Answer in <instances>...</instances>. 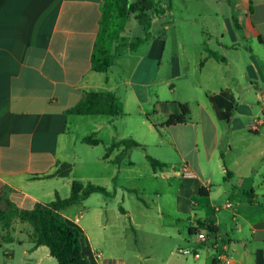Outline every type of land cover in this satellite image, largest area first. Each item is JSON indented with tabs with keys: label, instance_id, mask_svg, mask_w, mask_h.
<instances>
[{
	"label": "crops",
	"instance_id": "0c3cea01",
	"mask_svg": "<svg viewBox=\"0 0 264 264\" xmlns=\"http://www.w3.org/2000/svg\"><path fill=\"white\" fill-rule=\"evenodd\" d=\"M155 1L151 38L136 50L113 51V66L98 73L91 58L104 0H0V195L18 209L30 210L54 202L57 195L69 198L74 180L100 186L94 178L99 158L91 157L93 148L103 144L106 153L114 141L132 137L119 128V122L128 119L139 123L143 137H148L136 141L140 148L148 151L150 143H166L178 152L181 170L172 174L169 162L151 156L166 167H149L152 183L163 184L150 206L176 222H187L184 247L197 249L199 257L183 255L177 247L165 252L181 233L153 238L149 229H137L133 223V229L120 232L133 233L131 260L125 247L113 240L118 229L81 226L80 217L93 199L96 205L91 203L88 210L98 217L120 201L121 213L131 214L125 205L123 161L129 158L134 166L132 154L139 147L121 146L102 157L107 169L102 187L110 195L99 199L92 194L61 210L83 233L82 253L90 264H264V101L258 97L264 91V0H251L253 11L248 0V31L239 19L238 30L234 16L222 10L224 0H184V37L174 41L176 49L170 54L168 39L152 34L170 30L174 4ZM148 43L147 53L138 51ZM130 52L136 54L131 67L126 63L130 59L118 63V56ZM117 65L124 66L123 74ZM90 92L114 93L124 115L67 113ZM181 104L190 109L189 121L164 126L170 115L181 113ZM100 117H105V126L96 123L89 130L87 118ZM82 128L86 132L78 134ZM108 128L105 140L97 138L99 145L82 142L88 133L99 137ZM167 132L170 139L163 143ZM77 161L86 166L81 177L73 174ZM64 164L72 165L67 177ZM58 171L61 175L55 176ZM202 188L208 196L200 195ZM170 189L174 192H167ZM148 206L144 204L145 211ZM14 222L10 236L0 229V264H57L48 247H33L32 229H15ZM209 222L216 235L199 226ZM202 231L209 239L198 243Z\"/></svg>",
	"mask_w": 264,
	"mask_h": 264
},
{
	"label": "trees",
	"instance_id": "16d2710c",
	"mask_svg": "<svg viewBox=\"0 0 264 264\" xmlns=\"http://www.w3.org/2000/svg\"><path fill=\"white\" fill-rule=\"evenodd\" d=\"M155 7V0H104L99 40L94 47L91 58L92 70L94 72L106 73L113 66L114 44L124 39L122 34L125 32L132 16L143 27L144 34L127 46L131 50H136L142 43L151 38V14L155 10ZM250 10L253 11L251 0ZM234 23L236 28L240 30L235 17ZM209 54L215 58H220L213 52ZM220 59L224 60L223 58ZM180 107L181 113L170 115L164 122V126H175L189 121V107L185 104H181ZM67 113L77 116H112L119 118L124 115V107L122 101L112 92H90L83 97L78 105L68 110ZM82 142L91 146L100 144V141L94 138V135L83 138ZM121 146L125 149L141 147L133 139L114 141L106 149L104 157L108 158L115 148ZM147 160L154 170L166 167V164L151 156H147ZM62 168L67 172L63 177H67L72 169V165L64 164ZM58 175H61V172L58 171L55 174V176ZM92 194L110 195L106 188L102 186L91 183L84 184L78 180L72 182L69 198L61 199L57 195L54 202L49 204L38 203L30 210H20L11 201L4 199L0 195V205L5 203V208H0V224L5 231V235L10 236L12 223L15 219L28 223L32 228L31 241L33 247H48L57 264H90L87 257L82 253L83 233L80 229L70 225L65 220L61 214V210L85 200ZM208 194L209 192L206 189H200L201 196H208ZM199 226L205 229L210 236L217 233V229L212 222L208 224L200 223ZM9 241L13 242V239L10 237Z\"/></svg>",
	"mask_w": 264,
	"mask_h": 264
},
{
	"label": "rangeland",
	"instance_id": "374dc122",
	"mask_svg": "<svg viewBox=\"0 0 264 264\" xmlns=\"http://www.w3.org/2000/svg\"><path fill=\"white\" fill-rule=\"evenodd\" d=\"M159 1V0H158ZM231 1L234 3V5L231 4ZM161 3H169V0H161ZM172 3L174 4V14L171 18V28L168 32L165 34L163 33V30H160L159 33L156 31H153V37H160L167 38L169 41L168 53L172 52V50L175 51L176 49V43L174 42L176 39H181L184 37V0H172ZM247 7H248V0H224V2L221 3L222 10L229 11L237 20L239 19L240 26L245 30L246 27L249 28V22L245 24V13H247ZM231 10V11H230ZM173 22H175L173 24ZM144 34L143 27L133 18L131 17L127 28L125 32L122 34L124 39L118 41L114 44V52L122 51L126 48H129L127 45L134 42L137 38L142 37ZM242 36V33H241ZM150 48V43L146 45H142L140 49L138 50L141 53H147V51ZM130 49V48H129ZM131 51V50H128ZM127 53V51H125ZM132 52V51H131ZM128 53L121 56H118L119 62L118 63H124V61H127L130 59V61H127L126 63H129L128 66L131 67V63L133 60H135L136 54L134 53ZM133 55V56H130ZM117 60V59H116ZM122 61V62H121ZM167 61V58H166ZM124 66L117 65L116 71H119L121 74H123ZM89 120L87 124V128L89 130H92V128L95 126L96 123H102L105 126V121L101 119H105V117H100L98 120H94L93 118H87ZM156 124H158L157 121H154ZM119 128L122 130L123 134H129L127 139H133L135 141L137 140H148L147 136H144V128L139 125V123H131L128 121V119L123 120L122 122H119ZM109 129H103L99 133V137L94 135L93 133H88L90 135H94V138H103L106 139V135L109 132ZM85 130V131H84ZM82 132H86V129L82 128L78 132V134H83ZM164 141L170 139L169 133H163ZM99 140V139H98ZM101 141V140H100ZM148 151H145L142 148L134 149L132 154V160L135 163V165L130 164L129 158L125 159L123 161L124 171H123V185L125 188V205L130 210V215H123L120 211V208L122 206L121 201L118 202L114 207H111L108 211H105L102 213V215H99V217L96 215L95 210H88L89 206L96 205V200H91V203L87 204V211L85 213L83 212L82 216L80 217L79 223L84 229H103V226L105 225L107 229H118L117 231H114L115 233L118 232L119 235L113 239L116 243H119L125 247L124 252L131 258L130 250L134 243L133 240V233L131 231L126 230L123 233L121 232V229H133V223L138 224L136 225L137 229H149V231L152 233L151 237L158 238L161 237L163 234L166 233H172L178 235V233H181V237L177 238L175 236V240L177 238V241L173 243L170 247V249H164L165 252L168 254L172 248H179L180 250L190 249L184 247V229H188L187 222L185 220H181L180 222H176L175 218L172 216L167 215L166 213H163L160 210H157L155 207H151L150 204H152L153 200H158V197L156 198V191L162 192L163 184L162 183H152L149 175L150 171V163L147 160V155L153 156H161L166 162H169V170L168 172L172 174L175 173L177 170H181L182 162L179 158L178 152L168 146V144H164L161 146H157L156 143H150ZM80 147V146H79ZM82 147V146H81ZM93 152L91 154V157L93 159H98L99 164L97 166V170L95 171V177L96 180L99 183L100 186H103L105 181H103L104 172L107 170L105 168V164L102 160L103 155L105 154V146L102 144L98 146L97 148H93ZM126 158V157H125ZM86 166L84 164H81V161H77V163L74 165L73 174L76 177L83 176L86 172ZM171 186L174 188L176 186V181L173 179L171 180ZM170 193H173L174 191L170 189V191H167ZM96 197H99V199L103 198V194H98ZM144 204H146L149 210H144ZM91 205V207H92ZM1 209L5 208V203H2L0 205ZM153 209V210H150ZM81 212L84 210L83 208L80 209ZM146 212V213H145ZM14 222V221H13ZM15 229H32L31 226L28 223H25L23 225L18 224L17 220L15 219ZM0 229H2V226L0 224ZM117 233V234H118ZM122 234V235H121ZM196 238L191 239V244L194 245ZM161 245V244H159ZM181 255V254H180ZM183 258L184 256L181 255ZM202 258L204 257V251L201 252Z\"/></svg>",
	"mask_w": 264,
	"mask_h": 264
},
{
	"label": "built area",
	"instance_id": "2783aa9c",
	"mask_svg": "<svg viewBox=\"0 0 264 264\" xmlns=\"http://www.w3.org/2000/svg\"><path fill=\"white\" fill-rule=\"evenodd\" d=\"M258 97H259L260 100L264 101V91L258 92ZM208 239H209V236L204 231H202V232L197 234L198 243H203V242L207 241ZM181 253L183 255L194 256L196 258L199 257V251L197 249H184V250H181ZM220 258L221 257L218 256V259H220Z\"/></svg>",
	"mask_w": 264,
	"mask_h": 264
}]
</instances>
